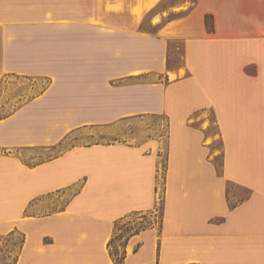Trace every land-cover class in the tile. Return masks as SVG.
I'll return each instance as SVG.
<instances>
[{"label":"crops","instance_id":"1","mask_svg":"<svg viewBox=\"0 0 264 264\" xmlns=\"http://www.w3.org/2000/svg\"><path fill=\"white\" fill-rule=\"evenodd\" d=\"M6 85L21 99L7 115L0 103V147H61L15 164L45 175L19 186L15 217L0 215L1 233L23 232L13 264H114V223L158 198L159 220L129 236L122 264H264V0H0V100ZM205 111L217 132L190 125ZM147 116L167 122L160 189L151 138L63 145ZM226 183L247 196L231 205ZM72 188L64 207L32 208Z\"/></svg>","mask_w":264,"mask_h":264},{"label":"rangeland","instance_id":"2","mask_svg":"<svg viewBox=\"0 0 264 264\" xmlns=\"http://www.w3.org/2000/svg\"><path fill=\"white\" fill-rule=\"evenodd\" d=\"M206 27L210 25L209 17H205ZM169 53L170 59L174 61L178 59L179 54L182 50L181 45L177 41H170L169 43ZM175 47H178L176 49ZM168 53V54H169ZM155 82H158L159 76H154ZM163 81V80H162ZM131 83H142L144 82L142 78L134 79L130 81ZM5 86V85H4ZM11 90L1 88V100L0 103L4 106L2 115L9 114L10 109L14 108L19 104V99L12 96L10 101ZM7 96V98L5 97ZM190 125L200 126L204 124L208 128L209 132H217V124L214 123L212 117V111H205L194 114L190 120ZM167 122L163 116H147L145 118L135 119H120L113 123L93 126L85 129L83 134H76L72 139L65 140L63 142L64 146L71 143L76 144H89V143H137L140 141H145L151 138V144L153 145V158L155 160L154 177L156 180V186L158 189L161 186V178L164 171V149L162 148V156L158 154V140L160 138L164 139V134L166 133ZM45 138V136H41ZM34 140V137H33ZM149 142V141H148ZM62 145V146H63ZM215 146H220V142L216 141ZM61 147L56 145L54 147L45 146H5L0 147V215L3 218H13L12 215L16 208L21 207L22 201H20V196L22 195L20 191H17L19 186L22 191L24 188H30L34 181L39 177L45 175V171H38L37 174L32 176H24L18 173L15 169V164L17 162H22L24 164L36 165L38 163L47 161L53 156L59 154ZM219 152H217L218 154ZM94 154H89L88 159H94ZM215 171L216 174L221 173V159L220 155L214 158ZM79 188V187H78ZM77 188V189H78ZM76 188H72L66 191L64 195H43L36 205L29 206L38 212L44 213L52 209L61 208L65 206L68 197L74 193ZM248 191L246 189L240 188L231 183H226V196L228 197L229 203L234 205L239 199L246 197ZM159 195V190L157 197ZM157 204L155 208L150 211H136L130 213L126 217H122L114 223L113 235L109 241L112 242V249L121 254L124 250L123 246L126 240L132 234L143 229L152 221L157 222L159 220V213L161 209V204L159 198L157 199ZM8 214V215H5ZM45 240V239H44ZM23 241V232L18 229L12 233L0 232V264H13L14 260L18 256ZM108 241V242H109Z\"/></svg>","mask_w":264,"mask_h":264},{"label":"trees","instance_id":"3","mask_svg":"<svg viewBox=\"0 0 264 264\" xmlns=\"http://www.w3.org/2000/svg\"><path fill=\"white\" fill-rule=\"evenodd\" d=\"M107 246H108L109 253L113 259L114 264H122V259L124 257V250L121 252L120 255H118V253L112 249V242L111 241L108 242Z\"/></svg>","mask_w":264,"mask_h":264}]
</instances>
